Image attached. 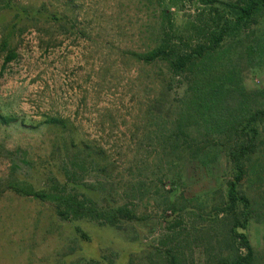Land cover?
Here are the masks:
<instances>
[{
	"label": "rangeland",
	"instance_id": "rangeland-1",
	"mask_svg": "<svg viewBox=\"0 0 264 264\" xmlns=\"http://www.w3.org/2000/svg\"><path fill=\"white\" fill-rule=\"evenodd\" d=\"M163 11L171 38L192 46L212 15L199 0H0V43L11 32L16 54L3 64L8 48L0 50V114L15 118L0 119V264H170L169 253L210 264L217 256L230 142L212 137L203 163L161 151L157 131L171 129L185 81L132 54L160 42ZM236 70L246 91L264 89V66L245 58ZM257 142L255 169L239 188L254 199L264 194V131ZM68 194L98 212L125 206L135 218L62 219L53 196ZM244 232L262 254L264 222Z\"/></svg>",
	"mask_w": 264,
	"mask_h": 264
},
{
	"label": "trees",
	"instance_id": "trees-1",
	"mask_svg": "<svg viewBox=\"0 0 264 264\" xmlns=\"http://www.w3.org/2000/svg\"><path fill=\"white\" fill-rule=\"evenodd\" d=\"M199 1L210 6L212 15L210 23L198 27L197 35L201 38L195 45L171 38L165 27L166 23L171 26L170 19L163 11L160 42L145 52L132 54L145 63L164 65L169 81H185L181 105L171 129L163 124V131H157V146L161 151L169 155L178 154V157L182 153L186 159L203 163L205 152L211 149L209 143H216L212 137L219 136L230 142L226 154L232 176L226 181L222 198L226 213L219 217V225L215 229L216 235L219 233L222 238L217 239L219 252L212 257L210 264H264V252L258 255L244 232L252 220L264 222V194L254 199L239 189L241 182L250 177L249 170L255 169L251 158L260 149L257 138L264 131V89L246 91L240 77H237L239 70H236L245 58L256 61L258 68L264 66V0ZM10 35L11 32L3 38L0 50L8 48ZM233 52L238 55L234 60ZM15 56L14 50L8 48L3 64ZM0 119L4 123L15 120L1 114ZM47 122L64 123L57 117H49ZM256 172L252 171V183L260 180ZM23 193L43 197L32 190ZM53 197L60 203L57 213L62 219H76L95 212L92 214L103 222L116 225L117 214L124 219L135 218V214L125 206L104 213L83 203L89 201L86 198L77 200L76 195L70 194ZM168 257L170 264H182L178 253H169Z\"/></svg>",
	"mask_w": 264,
	"mask_h": 264
}]
</instances>
